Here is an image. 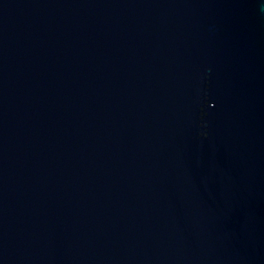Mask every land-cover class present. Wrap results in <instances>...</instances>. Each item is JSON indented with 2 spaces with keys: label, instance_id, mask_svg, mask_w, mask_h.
<instances>
[{
  "label": "water",
  "instance_id": "1",
  "mask_svg": "<svg viewBox=\"0 0 264 264\" xmlns=\"http://www.w3.org/2000/svg\"><path fill=\"white\" fill-rule=\"evenodd\" d=\"M0 264H264V0H0Z\"/></svg>",
  "mask_w": 264,
  "mask_h": 264
}]
</instances>
